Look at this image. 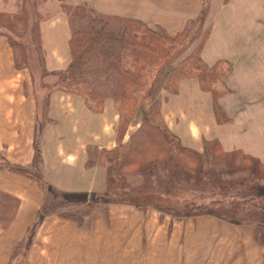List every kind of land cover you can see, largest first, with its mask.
<instances>
[{
	"label": "crops",
	"instance_id": "1",
	"mask_svg": "<svg viewBox=\"0 0 264 264\" xmlns=\"http://www.w3.org/2000/svg\"><path fill=\"white\" fill-rule=\"evenodd\" d=\"M168 1L171 5L173 0H64L71 6L87 5L102 15L135 18L152 27L159 24L170 32L172 29L168 24L156 20L162 5L167 7ZM255 1L258 15H264V0ZM72 31L67 15L57 1L39 22L42 65L47 72H62L68 67ZM204 57L209 64L215 62L208 56V49ZM245 65L242 64V68L247 70L239 68L234 71L235 75L247 85H252L253 81L264 84V66ZM184 85L186 83L181 84V90ZM254 91L264 93L263 89ZM170 110L169 107L165 110L168 129L184 146L201 151V137L216 139L223 150H240L264 163V124L248 119L219 126L214 122L203 128L192 120L180 123L170 120L167 118ZM250 113L247 111L246 115L250 117ZM117 118L112 99L107 98L103 110L97 112L91 110L84 97L77 93L56 86L40 92L28 69L16 68L13 51L0 32V155L4 163L20 170L0 168V190L19 199L9 226H0V264L9 263L25 236L27 264H98L117 229L122 240L115 243L114 251L118 247L121 250L126 243L135 244L138 251H144L147 242L149 246L151 241L171 245L173 249L181 244V234L187 237L189 245L188 235L205 225L216 238L223 236V241L229 238L233 241L234 250L226 253L222 264H233L236 256L246 250L253 264H264V246L255 244L254 226H231L211 216L174 221L167 216L168 220L163 218L162 212L152 208L139 210L127 204L110 203L106 206L107 218L96 212L81 225L55 215L46 216L39 222L38 212L47 198L42 183L65 192L102 193L106 190L107 171L97 162V153L112 150L117 145ZM139 122L140 117L132 119L121 143H128L130 132ZM35 149L41 160L39 171L33 165ZM119 218L129 221L121 223ZM139 218L141 221H137ZM251 245L258 246H253L256 253L251 250Z\"/></svg>",
	"mask_w": 264,
	"mask_h": 264
},
{
	"label": "trees",
	"instance_id": "2",
	"mask_svg": "<svg viewBox=\"0 0 264 264\" xmlns=\"http://www.w3.org/2000/svg\"><path fill=\"white\" fill-rule=\"evenodd\" d=\"M57 1L71 27V22L76 18L81 20L85 16H88L89 26L87 30L72 31L69 41L71 61L68 67L62 72L49 73L41 60V75L54 78L50 87L56 86L63 91L83 96L91 109L93 106L102 107L105 98L112 99L119 115V125L124 132L121 136H124L133 114L140 112L141 116L139 126L129 137L128 144L118 145L117 139L115 148L102 151V156H106L105 161L100 159L107 171L106 190L100 195L65 192L42 183L47 198L39 209L38 221L56 214L81 225L98 206L119 203L140 210L152 208L173 219L211 216L229 224L253 225L254 241L264 245V163L239 151L224 152L229 173L232 169L237 170L235 173H244L227 180L223 172L218 171L221 168L214 170L205 167L203 159L207 154L204 151L201 153L181 144L177 136L166 127L159 112V92L165 90L176 93L180 81L185 79H196L200 89L211 91L214 101L218 98V93L208 88L214 75L209 72L205 74L201 70L206 69L199 59L205 35L195 49L185 56L184 50L200 34L196 32L190 36V32H186L190 31L189 23L180 33L172 36L162 28H149L139 19L102 15L91 8L85 10L82 5L71 6L64 0ZM24 10L25 6L22 12ZM194 21L201 25L203 23L202 18ZM37 31L39 39V28ZM1 33L13 51L16 68L30 69L24 58L23 62L17 61L16 49H24L22 42H17L11 32ZM185 39H188L186 44ZM95 52L99 57L98 65L93 61ZM110 71L118 79L111 85L102 83L98 78ZM207 71L213 69L208 68ZM31 76L33 79L34 74L31 73ZM47 85L44 86L47 88ZM146 99L148 104H144ZM238 160L244 161L243 164L234 165ZM40 162L39 152L35 149L33 165L40 168ZM2 167L20 171L4 163L0 155ZM131 168L142 178L138 185L133 186L128 182L127 175ZM240 186L246 189L236 190ZM181 190L194 193L191 198L175 197V191ZM88 195L91 196L89 199ZM199 195L205 196L206 202L196 200L195 197ZM58 204L60 206L56 207ZM18 206V198L0 190L2 228L9 226Z\"/></svg>",
	"mask_w": 264,
	"mask_h": 264
},
{
	"label": "rangeland",
	"instance_id": "3",
	"mask_svg": "<svg viewBox=\"0 0 264 264\" xmlns=\"http://www.w3.org/2000/svg\"><path fill=\"white\" fill-rule=\"evenodd\" d=\"M42 1L45 0H0V13H2L0 14V31L11 32L12 37H16L15 40L17 42H22L24 49H16L17 61L23 62V58L28 61L26 65L29 66L30 69L27 67L25 68L28 69L30 74H34L33 81L36 88L38 90L40 89V92H45V89L52 88L49 84H52L50 82H53L54 78L43 77L40 73L42 53L40 50V41L36 34V32H38L37 29L39 28V25L37 26V24H39L40 20L45 19L48 9L52 5L57 4V1L48 0L46 3L41 4ZM33 2H36V5H33ZM23 6H25L24 12H22ZM82 6H85V10L89 8L87 5ZM250 6L253 9L250 8ZM257 11L258 6L255 0H173L171 5L170 1H168L167 7L162 5L160 17L156 18V20H162L166 25L168 24L172 31H167L159 24L152 27L144 22L149 28H162V30H165L172 36L180 33L184 27H186L185 25L187 23L190 24V27L188 28L190 31L186 32H190V36H192V33L195 34L196 32H200L199 37L192 41L184 50L183 54L185 56L186 53H191V51L195 49V46L205 35L199 59L206 69L204 68L201 70L205 74L209 72V74L214 75L212 82L208 84V88L215 90L218 93V98L214 101L212 92L200 89V85L196 79L181 80L176 93L161 90L158 94V108L161 118L167 128L165 110L168 107L171 109L170 114L167 117L170 118V120L173 119L175 122L179 123L184 120H192L196 121L203 128L214 122L219 126L222 124L236 123L237 120L238 122H245L248 119H254L257 123L264 124V93L254 91L255 89L264 90V84L260 82H256L254 84L255 81H253L252 85H247L243 83V81L234 73V71L239 68L240 70H247L246 68H242V64L244 63L246 64L245 67L250 66L253 68L264 66V15H258ZM196 18L203 19L202 25L201 23L194 21ZM6 19L9 23L6 22ZM21 19H23L22 22ZM192 22L195 23L193 24ZM71 23L72 30H87L89 26V19L88 16H85L81 20L76 18L74 22ZM176 29L178 30L176 31ZM185 40L186 44L188 39ZM184 41H182L181 44H183ZM207 49L208 56L212 58V60H215L213 64H209L205 61L206 58L204 55L205 50ZM22 52L23 55H21ZM94 58L95 60L93 59V61L95 65H98L99 57L96 52L94 53ZM233 64L235 68L234 70ZM208 68H212L213 71H207ZM144 75L145 73L143 74V77ZM152 76L153 75H151L150 78ZM98 79L104 84L109 83L111 85L115 82V79H118V76H116L114 72L110 71L108 74L106 73V75L101 76ZM47 83L48 85L46 88L44 85ZM184 83H186V85H184L181 90V84ZM106 99L107 98L104 99L102 107L95 108V106H93L91 110H96L97 112L103 110ZM144 104H148L147 99L144 101ZM114 110L116 111L115 107ZM247 111L251 112L249 114L250 117L246 115ZM139 115L140 112L133 114L131 121L134 118L140 117ZM128 127L127 130L129 131ZM136 129L134 128V130L130 132L129 137ZM123 133L124 132H122L119 125L118 115L115 124V134L118 139V145L123 144L120 143L125 136V134L124 136H121ZM201 140H203L202 150H193L201 153L204 151L205 154H207V156L203 159L206 168H212L214 170L221 168L218 171L223 172V176L224 178H227V180L232 177L236 178L244 175V173H235L237 171L235 169H232L229 173L230 168L226 162L227 158L223 154L224 152L229 151L223 150L219 140L210 138L204 139L203 137H201ZM179 141L181 142L180 139ZM102 151L99 154L97 153L98 160H96L99 164H101L100 159L102 162L106 159V156H102L104 153ZM232 151L242 152L240 150ZM241 154H243V152ZM256 159L259 162H262L258 158ZM243 162L244 161L238 160L234 162V165H239L240 163L243 164ZM215 164L220 166L218 167V165ZM34 167L37 171H39V166L37 167V165H34ZM128 172H130L127 175L129 184L133 186L140 184L142 178L135 171V169L131 168ZM244 189H246L245 186L236 188V190ZM193 193H186L181 190L180 192L175 191L174 196L176 197L177 195L178 197L184 196V198H191ZM96 194L100 195V193L97 192ZM90 197L91 196L88 195L87 199ZM204 197L205 196L203 195H199L196 196L195 199L206 202L207 199L205 200ZM162 199L164 198L162 197ZM258 202L259 201H257V204ZM58 206L60 205L58 204L56 207ZM106 206L107 205L104 207L103 205L98 206L96 208L97 210L90 213L86 217L85 221L91 214L96 212L103 214L105 218H107ZM160 214L163 215V218H166L165 216H167L174 221H181L185 219H173L168 214L163 212ZM51 215L62 218L56 214ZM118 220L121 223L129 221L127 218H119ZM133 220L134 219H132V221ZM137 221H141V218L137 219ZM221 222L231 226H249L234 225L224 221ZM207 229L208 227L205 225L203 228H197L195 231H192L188 235V238L191 239V243L189 245L186 243L187 237L184 234H181V244L176 245L173 249L171 245L168 247L165 244L164 246L159 245V242L157 241H151L149 246L147 242L144 251H138V247L135 244L128 243H126L121 250L118 247V250L114 251L115 243H119L122 240L119 238V229H117V234L113 233V240L109 243L108 247L104 248L102 257L98 261V264H222V259L226 253H228V251H231L232 253L234 250L233 241L230 238L227 241H223V236L216 238L215 234L209 233ZM31 230L32 229H29V231ZM210 235L214 236V238L211 239ZM25 237L15 249L8 264H27L25 260L27 238ZM184 237H186L185 240ZM255 244L257 243L255 242ZM257 245L264 246L260 244ZM251 246V250L256 253L253 246H258ZM132 253L137 255H132ZM259 255H261V253H259ZM251 259L250 254H248L246 250L245 253L236 256L233 264H238L242 261H245L247 264H253Z\"/></svg>",
	"mask_w": 264,
	"mask_h": 264
}]
</instances>
